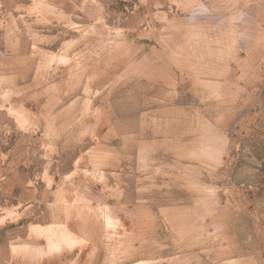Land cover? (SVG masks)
Instances as JSON below:
<instances>
[{"label": "rangeland", "instance_id": "obj_1", "mask_svg": "<svg viewBox=\"0 0 264 264\" xmlns=\"http://www.w3.org/2000/svg\"><path fill=\"white\" fill-rule=\"evenodd\" d=\"M150 259L264 264V0H0V264Z\"/></svg>", "mask_w": 264, "mask_h": 264}, {"label": "bare ground", "instance_id": "obj_2", "mask_svg": "<svg viewBox=\"0 0 264 264\" xmlns=\"http://www.w3.org/2000/svg\"><path fill=\"white\" fill-rule=\"evenodd\" d=\"M231 52H232V50H231ZM213 68V67H212ZM214 68H216L215 66H214ZM206 69H209V70H213V69H211V68H206ZM205 71V70H204ZM216 73V72H215ZM214 77H215V75H214ZM222 78V77H221ZM83 205V204H82ZM104 208H106V206L104 207ZM109 208V207H108ZM105 209V211H104V215L108 218V219H111L112 221H114V217H113V215L111 214V210H109V209ZM81 211V210H80ZM113 212V211H112ZM70 214H71V211L69 212ZM103 213V212H102ZM178 213V212H177ZM73 214V213H72ZM185 216H187V215H185ZM70 217V216H69ZM177 217V216H176ZM78 219H84V223H86L87 222V224L88 223H90L89 222V219H88V216H87V214L86 213H84V212H81V213H79V216H78ZM121 219V218H120ZM120 219H118L116 222H113V225H119V221H120ZM105 220V219H104ZM122 220V219H121ZM77 221V220H76ZM146 221H148V220H146ZM183 221V220H182ZM122 222V221H121ZM68 224V223H67ZM35 226H37V225H35ZM63 226V225H62ZM69 226V225H68ZM67 225H64V228H63V230L61 231V232H58L59 234H60V236H56V234L54 235V241H53V246H54V248L55 249H59V250H61V252L63 251L64 252V249L63 248H65V247H68V248H70V249H72L73 250V248H75L77 245L79 246V244H82L84 241H85V239L84 238H81V237H78V235L76 234V233H74L69 227H68ZM106 226L108 227V223H107V219H106ZM41 227V226H40ZM91 227V226H90ZM34 228V227H33ZM191 228V227H190ZM37 230H39V228H36ZM41 229H43L42 227H41ZM108 229H109V227H108ZM119 229V228H118ZM195 229V228H194ZM60 230V229H59ZM87 231V230H86ZM92 231V230H91ZM42 233V232H41ZM56 233V232H55ZM59 234H57V235H59ZM91 234V233H90ZM195 234V233H194ZM119 235V234H118ZM193 235V234H192ZM53 236V235H52ZM51 237V236H50ZM193 237H194V235H193ZM51 238H53V237H51ZM50 238V239H51ZM86 238V237H85ZM90 239V238H89ZM92 239V238H91ZM92 241V240H91ZM51 242V241H50ZM136 246V245H135ZM143 246H144V244H143ZM69 250V249H68ZM68 250H65V251H68ZM71 251V250H70ZM74 252V251H73ZM76 253V252H75ZM73 254V253H72ZM75 255V254H74ZM73 256V255H72ZM70 258V257H69ZM163 260V259H162ZM152 262H153V259H150V260H148V261H146V262H142V261H139V262H137V263H135V264H152Z\"/></svg>", "mask_w": 264, "mask_h": 264}, {"label": "snow or ice", "instance_id": "obj_3", "mask_svg": "<svg viewBox=\"0 0 264 264\" xmlns=\"http://www.w3.org/2000/svg\"><path fill=\"white\" fill-rule=\"evenodd\" d=\"M106 219H107L108 227L109 228L113 227V221L111 219H108L107 217ZM55 250L58 251L59 249H55Z\"/></svg>", "mask_w": 264, "mask_h": 264}]
</instances>
